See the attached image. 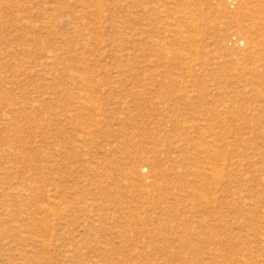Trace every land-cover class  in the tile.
Segmentation results:
<instances>
[{
    "label": "rangeland",
    "instance_id": "374dc122",
    "mask_svg": "<svg viewBox=\"0 0 264 264\" xmlns=\"http://www.w3.org/2000/svg\"><path fill=\"white\" fill-rule=\"evenodd\" d=\"M0 264H264V0H0Z\"/></svg>",
    "mask_w": 264,
    "mask_h": 264
},
{
    "label": "bare ground",
    "instance_id": "6f19581e",
    "mask_svg": "<svg viewBox=\"0 0 264 264\" xmlns=\"http://www.w3.org/2000/svg\"><path fill=\"white\" fill-rule=\"evenodd\" d=\"M49 57H52V56H49ZM54 57V56H53Z\"/></svg>",
    "mask_w": 264,
    "mask_h": 264
}]
</instances>
